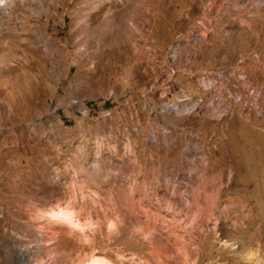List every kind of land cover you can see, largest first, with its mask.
Returning a JSON list of instances; mask_svg holds the SVG:
<instances>
[{"label": "rangeland", "instance_id": "374dc122", "mask_svg": "<svg viewBox=\"0 0 264 264\" xmlns=\"http://www.w3.org/2000/svg\"><path fill=\"white\" fill-rule=\"evenodd\" d=\"M264 264V0H0V264Z\"/></svg>", "mask_w": 264, "mask_h": 264}, {"label": "bare ground", "instance_id": "6f19581e", "mask_svg": "<svg viewBox=\"0 0 264 264\" xmlns=\"http://www.w3.org/2000/svg\"><path fill=\"white\" fill-rule=\"evenodd\" d=\"M92 264H96V262L94 263V262H92ZM98 264V263H97Z\"/></svg>", "mask_w": 264, "mask_h": 264}]
</instances>
